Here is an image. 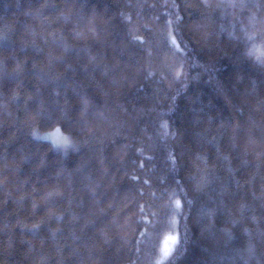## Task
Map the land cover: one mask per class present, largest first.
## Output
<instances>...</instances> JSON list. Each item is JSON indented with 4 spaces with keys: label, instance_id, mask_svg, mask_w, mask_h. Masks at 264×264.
I'll return each mask as SVG.
<instances>
[{
    "label": "trees",
    "instance_id": "1",
    "mask_svg": "<svg viewBox=\"0 0 264 264\" xmlns=\"http://www.w3.org/2000/svg\"><path fill=\"white\" fill-rule=\"evenodd\" d=\"M223 3L0 0V264H264V8Z\"/></svg>",
    "mask_w": 264,
    "mask_h": 264
},
{
    "label": "snow or ice",
    "instance_id": "2",
    "mask_svg": "<svg viewBox=\"0 0 264 264\" xmlns=\"http://www.w3.org/2000/svg\"><path fill=\"white\" fill-rule=\"evenodd\" d=\"M216 7L223 8V9L237 8L238 7V8H241V9H249V10H251V9H262V8H264V3H256L255 0H239V2H237V0H228V3L218 4V5H216ZM165 11H167V9H165ZM256 15H257L256 12H251L250 11V13H249L250 23H254L255 22ZM174 19H179V17L176 16L174 18L171 14H169L168 19L165 22L167 27H168L166 38L168 40H170L173 45H175L177 48H179V44H177V42H176L177 41V37L175 35H173ZM241 28L245 29L244 34L247 37L248 41H253V47L248 49L249 53L251 54L253 51H259V47L260 46L256 45L254 43L255 39L257 38V34L254 31H248L247 27L245 25H241ZM132 39L134 41L143 42L145 38L143 36H133ZM258 59L264 60V58L259 57V56H258ZM160 124H161L163 129L166 130L168 128V122L167 121L161 120ZM63 143L64 144H69L70 140L67 137H65ZM137 151H141V149H137ZM144 155H147V153H144ZM169 159L175 161L176 157L170 155ZM141 166H143V161H141ZM133 179H137L138 180L139 177L134 176ZM141 191H143V189H141ZM174 202H175L176 205H179L181 203V201H180V199L178 197L175 198ZM169 203H172V201H170ZM141 207H143V206H141ZM144 219L146 220L147 217H144ZM32 227L35 228L36 226L33 225ZM170 239L172 240L173 243H175L176 240H177V236L175 234H173V235H171ZM171 250H172V245H168L165 248V250H164V254L167 255L169 252H171ZM250 250H251V246H250Z\"/></svg>",
    "mask_w": 264,
    "mask_h": 264
},
{
    "label": "rangeland",
    "instance_id": "3",
    "mask_svg": "<svg viewBox=\"0 0 264 264\" xmlns=\"http://www.w3.org/2000/svg\"><path fill=\"white\" fill-rule=\"evenodd\" d=\"M39 137L46 139L48 141H51L55 146H58L61 148H65L71 144V142L69 144L63 143L65 137H67V136L64 133H62L58 128L46 131V132L42 133L41 135H39Z\"/></svg>",
    "mask_w": 264,
    "mask_h": 264
}]
</instances>
